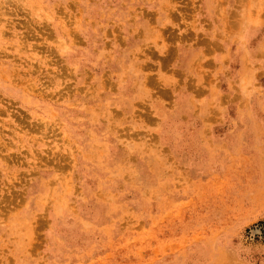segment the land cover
Here are the masks:
<instances>
[{"label": "rangeland", "instance_id": "rangeland-1", "mask_svg": "<svg viewBox=\"0 0 264 264\" xmlns=\"http://www.w3.org/2000/svg\"><path fill=\"white\" fill-rule=\"evenodd\" d=\"M0 264H264V0H0Z\"/></svg>", "mask_w": 264, "mask_h": 264}]
</instances>
